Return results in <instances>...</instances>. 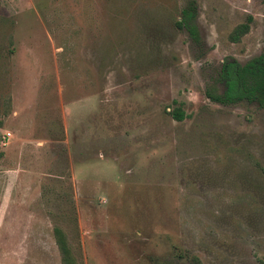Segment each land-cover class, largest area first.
<instances>
[{"label":"rangeland","instance_id":"obj_1","mask_svg":"<svg viewBox=\"0 0 264 264\" xmlns=\"http://www.w3.org/2000/svg\"><path fill=\"white\" fill-rule=\"evenodd\" d=\"M188 1L0 0V264H61L54 228L76 264H264V108L204 94L264 0H194L197 42Z\"/></svg>","mask_w":264,"mask_h":264},{"label":"trees","instance_id":"obj_2","mask_svg":"<svg viewBox=\"0 0 264 264\" xmlns=\"http://www.w3.org/2000/svg\"><path fill=\"white\" fill-rule=\"evenodd\" d=\"M195 13V2L189 0L181 8L175 26L185 30L188 37L197 42L199 35L195 24ZM247 20L249 21L250 17ZM247 28L246 22L234 27L229 34L230 41H237L247 31ZM218 77L219 81L223 83L224 89L218 91L214 83L208 84L204 94L210 101L223 105L240 101L254 102L258 107L264 108V52L253 56L242 64L224 59ZM170 115L176 121H181L184 118V112L178 107L173 108ZM53 234L60 253L61 264H76L63 233L58 228H54Z\"/></svg>","mask_w":264,"mask_h":264}]
</instances>
